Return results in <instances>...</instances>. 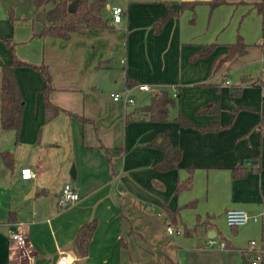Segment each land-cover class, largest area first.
<instances>
[{
  "label": "crops",
  "instance_id": "crops-1",
  "mask_svg": "<svg viewBox=\"0 0 264 264\" xmlns=\"http://www.w3.org/2000/svg\"><path fill=\"white\" fill-rule=\"evenodd\" d=\"M212 1L106 0L105 16L111 18V7L122 9L119 23L64 40L36 36L42 14L34 13L33 0L24 8L0 0V67L11 57L1 38L11 37L17 58L47 66L48 99L64 110L44 123L42 78L35 69H15L24 106L16 144L12 131L0 129V152L11 150L14 159L10 168L0 160V264H8L14 253L9 232L18 223L26 224L31 250L26 264H55L60 253L70 264H250V240L262 250L259 264H264V0H224L211 8ZM164 16L154 33L153 23ZM238 35L245 54L215 68ZM210 44V54L190 59ZM110 71L115 91L126 88V76L149 91L134 86L133 104L113 101V91L97 88ZM232 71L240 74L233 83L227 79ZM231 87L239 93L232 96ZM163 90L175 93L177 105L169 108V121L151 122L139 108ZM211 102L219 105L217 115L197 112ZM179 112L193 126L179 127L173 121ZM214 120L217 131L198 127ZM162 133L181 150L178 169L152 168L162 152L149 144ZM237 166L246 169L241 178L231 176ZM23 167H30L33 177L22 179ZM190 170L191 187L176 193ZM65 183L79 200L60 207ZM164 206L180 208L175 225ZM227 209H242L258 220L233 229L223 218ZM91 220L96 227L80 258L72 243ZM169 226L178 232L169 234ZM184 228L194 231L184 235ZM210 230L230 247L209 245Z\"/></svg>",
  "mask_w": 264,
  "mask_h": 264
},
{
  "label": "trees",
  "instance_id": "trees-1",
  "mask_svg": "<svg viewBox=\"0 0 264 264\" xmlns=\"http://www.w3.org/2000/svg\"><path fill=\"white\" fill-rule=\"evenodd\" d=\"M73 0H33L34 13L41 12V24L42 28L37 37H53L60 39H68L71 33L84 34L87 30L97 28H110L111 18L104 15L103 9L106 0H78L75 11L73 13L67 12L68 4ZM224 3V0H213L210 5L214 8ZM188 6V5H187ZM186 5H182L179 11H171L169 15L180 12ZM192 8V5H189ZM8 19L10 23H13L14 16L12 11L8 12ZM166 16L157 19L152 26L154 33H158L162 28ZM4 45L10 50V61L4 63L0 67V129L9 130L14 133V143H17L19 132L22 124L23 106L24 101L21 95L19 85L15 76V69L20 67H28L38 71L40 77L43 80V89L41 90L44 107H43V120L44 123L52 120L57 114L64 110L53 105L49 99L48 94L51 90L50 86V74L47 66L44 64L34 65L23 60H20L14 54L15 44L12 42L11 37L1 38ZM214 45L210 44L205 49L197 51L190 56L192 61L198 58L206 57L213 50ZM246 52V45L242 38L238 35L235 42L227 45V51L222 57H220L216 63L215 68L221 64L230 65L238 57L244 55ZM102 63L97 65V68H101ZM125 85L127 88L136 86V81L129 77H125ZM239 88H230V94L236 95L239 93ZM176 99L169 91H160L155 94L150 102L139 108L143 116L151 122H167L169 121V108L173 106ZM200 114L217 115L219 112V105L217 102H211L203 107L197 109ZM72 115L71 113H68ZM84 120V119H82ZM173 121L179 127L193 126L191 121L181 112L173 119ZM261 125L264 126V114L262 115ZM261 126V127H262ZM203 131H217L219 130L218 121H211L206 126H198ZM151 146L158 148L162 152V158L153 164L152 168L155 171L165 172L168 170H175L179 167V161L181 158V150L176 144H172L166 134L162 133L157 135L150 142ZM0 160L2 163L10 168L13 164V152L11 150H4L0 152ZM246 174V169L242 166H237L231 170V176L233 178H241ZM192 185V170L189 171V176L181 182H178L175 188L176 193L182 190L189 189ZM42 193V191H39ZM194 202H190L185 207H190ZM165 211L170 222L175 225L178 219L179 207L169 209L164 206ZM207 225L206 222L202 223ZM96 227V221L91 220L78 229L77 235L72 243V248L76 255L83 258L87 255L88 245L91 240L92 234ZM235 229V228H233ZM194 229H183L184 235H191ZM178 231H176L177 233ZM224 247L228 248L230 245L227 241H224ZM243 264H248L246 260Z\"/></svg>",
  "mask_w": 264,
  "mask_h": 264
},
{
  "label": "built area",
  "instance_id": "built-area-1",
  "mask_svg": "<svg viewBox=\"0 0 264 264\" xmlns=\"http://www.w3.org/2000/svg\"><path fill=\"white\" fill-rule=\"evenodd\" d=\"M122 9L120 7H111L110 15L111 20L114 23H119L121 20ZM262 22H261V32L264 34V10L262 12ZM229 82L225 80V84ZM136 88L139 91H149V87L145 84L136 85ZM132 88H124L121 91H113L111 92V98L113 101H123L125 104H133L134 100L131 97ZM172 96L175 98V93H172ZM20 177L22 179H30L33 177V172L30 167H23L20 170ZM79 200L78 193L74 190V188L69 184L65 183L58 196V204L60 207L67 206L68 204L74 203ZM223 218L225 224L231 228H239L244 226L248 222H256L258 220V216L250 215L246 211L242 209H227L223 213ZM167 232L169 234H175L174 229L169 226L167 227ZM9 238L14 245V253L9 258L8 264H26L31 257V250L28 244V236L26 232V224L18 223L14 226L13 230L9 232ZM218 243L220 248H224V242H217L214 238H210L208 240L209 245H213ZM249 248L253 250V259L250 261V264H259L262 250L259 248H255V241L250 240L248 243ZM55 264H70L68 260V255L65 253H60L57 257Z\"/></svg>",
  "mask_w": 264,
  "mask_h": 264
},
{
  "label": "water",
  "instance_id": "water-1",
  "mask_svg": "<svg viewBox=\"0 0 264 264\" xmlns=\"http://www.w3.org/2000/svg\"><path fill=\"white\" fill-rule=\"evenodd\" d=\"M78 0H73L71 1L68 6H67V12L68 13H73L75 11V7L77 4ZM163 1H168L171 3H178L179 0H163ZM112 74L113 72L110 71L107 73V75L101 79L98 80L97 82V88L103 92H110V91H115L118 89L117 86L113 85L112 83ZM65 152L67 153V149L65 150ZM70 174L72 177H74L75 175V170H74V166L71 167L70 170ZM215 236V233L213 230L208 231L207 233V238H213ZM203 243H201V241L198 243V245H202Z\"/></svg>",
  "mask_w": 264,
  "mask_h": 264
},
{
  "label": "rangeland",
  "instance_id": "rangeland-1",
  "mask_svg": "<svg viewBox=\"0 0 264 264\" xmlns=\"http://www.w3.org/2000/svg\"><path fill=\"white\" fill-rule=\"evenodd\" d=\"M13 1L16 2V3L18 4L19 7L24 8L23 5H24L28 0H13ZM37 73H38V72H37ZM38 75H39V74H38ZM230 76H231V78H230V77H227V79H228L229 81H231L232 83H233L235 80L240 79V74H239L238 71H232L231 74H230ZM222 80H223V78H222ZM222 80H221V81H222ZM221 85L224 86L222 82H221ZM226 87H227V86H226ZM225 92H226V94H228V93H229L228 89H226ZM177 101H178V100L176 99V102H177ZM175 105H177V104L175 103ZM175 105H174L173 107H175ZM173 107H172L171 109H173ZM71 167H72V166H71ZM71 167H70V169H69V172H70V170H71Z\"/></svg>",
  "mask_w": 264,
  "mask_h": 264
}]
</instances>
